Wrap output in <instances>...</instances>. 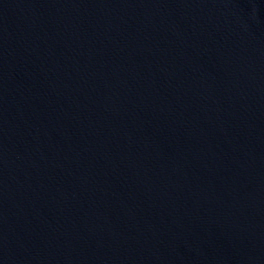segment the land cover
<instances>
[{
	"label": "water",
	"instance_id": "water-1",
	"mask_svg": "<svg viewBox=\"0 0 264 264\" xmlns=\"http://www.w3.org/2000/svg\"><path fill=\"white\" fill-rule=\"evenodd\" d=\"M0 264H264V0H0Z\"/></svg>",
	"mask_w": 264,
	"mask_h": 264
}]
</instances>
